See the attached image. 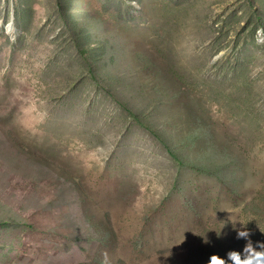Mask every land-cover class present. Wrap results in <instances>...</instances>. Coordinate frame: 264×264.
I'll return each instance as SVG.
<instances>
[{"label": "rangeland", "instance_id": "rangeland-1", "mask_svg": "<svg viewBox=\"0 0 264 264\" xmlns=\"http://www.w3.org/2000/svg\"><path fill=\"white\" fill-rule=\"evenodd\" d=\"M259 29L264 0H0V264L264 244Z\"/></svg>", "mask_w": 264, "mask_h": 264}, {"label": "clouds", "instance_id": "clouds-1", "mask_svg": "<svg viewBox=\"0 0 264 264\" xmlns=\"http://www.w3.org/2000/svg\"><path fill=\"white\" fill-rule=\"evenodd\" d=\"M264 32V29H259L258 33ZM247 230H237V238L244 239L246 241L242 252L229 251L227 253V259L232 264H264V244L257 243L254 247L249 237ZM259 249V250H257ZM207 264H227L226 260L218 255H211L207 261Z\"/></svg>", "mask_w": 264, "mask_h": 264}]
</instances>
